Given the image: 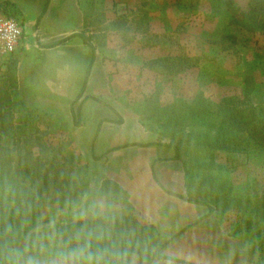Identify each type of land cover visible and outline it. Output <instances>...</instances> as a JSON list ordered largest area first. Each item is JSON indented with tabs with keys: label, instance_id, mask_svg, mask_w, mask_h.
<instances>
[{
	"label": "rangeland",
	"instance_id": "1",
	"mask_svg": "<svg viewBox=\"0 0 264 264\" xmlns=\"http://www.w3.org/2000/svg\"><path fill=\"white\" fill-rule=\"evenodd\" d=\"M83 2L88 18L82 32L99 50L101 61L115 67L110 71L117 75V96H124L121 100L157 139L171 142L169 134L174 133L173 141H180L189 164L213 150L215 160L229 166L237 202L217 214L229 236L223 257L225 264H257L256 246L248 244L239 229L248 226L243 220H254L253 208L264 188V138L251 141L236 160L211 146L213 125L223 114L235 128L239 109L251 106L255 121H264V30L249 31L236 21L250 11L251 0ZM0 13L18 16L4 0ZM19 58L0 54V92L27 109L13 112L15 134L6 135L0 126V144L12 150L13 173L18 155L22 170L33 172L26 185L39 200L41 213L30 224L32 241L24 248L31 254L24 264H150L160 244L156 231L130 214L125 192L105 176L102 164L84 155L66 123L34 107L18 84ZM199 95L216 111L206 124L168 125L165 135L159 123L151 121L157 117V105L180 107ZM192 189L189 197L203 198L197 184ZM204 199L211 200L215 212L220 209L212 197ZM10 205L0 196V210Z\"/></svg>",
	"mask_w": 264,
	"mask_h": 264
},
{
	"label": "crops",
	"instance_id": "2",
	"mask_svg": "<svg viewBox=\"0 0 264 264\" xmlns=\"http://www.w3.org/2000/svg\"><path fill=\"white\" fill-rule=\"evenodd\" d=\"M4 1L24 28L20 88L35 108L66 123L84 155L125 192L130 214L156 231L150 264H225L223 221L208 204L185 198L183 162L117 96L115 67L79 34L88 18L83 0Z\"/></svg>",
	"mask_w": 264,
	"mask_h": 264
},
{
	"label": "trees",
	"instance_id": "3",
	"mask_svg": "<svg viewBox=\"0 0 264 264\" xmlns=\"http://www.w3.org/2000/svg\"><path fill=\"white\" fill-rule=\"evenodd\" d=\"M155 5L152 4L151 8ZM236 21L239 25L249 31L264 30V0H251L249 12H243L242 16ZM85 42L89 43V38L79 33ZM90 44V43H89ZM10 70V68H9ZM12 78V77H11ZM248 100L249 93L245 95ZM14 100L8 94L0 92V126L6 135L15 134L13 132L12 117L13 112H26V106L23 102L14 105ZM155 119L151 116V121L156 120L161 127V132L169 134L166 130L168 125L179 126L187 121L191 124H206L210 115L216 113L210 102L202 96H197L193 101L183 102L180 107L177 103L166 105H157ZM159 107V108H158ZM183 109V111H181ZM248 110L243 114L242 111ZM182 113H181V112ZM222 115V113H221ZM214 135L211 146L213 149L223 150L236 160L238 152L246 151V148L253 140L264 138V121L254 118V109L251 106H244L239 109V126L237 124L234 130V124L228 114L222 115V120L213 125ZM17 128L15 127L14 130ZM247 132L245 136L243 132ZM175 157L179 158L184 165L185 180L188 190V200L195 202H204L210 206V211H215L211 200H205L204 197H212L219 202V208L216 212L220 214L233 208L237 199L232 195V185L229 177V166L227 163H220L215 160V153L212 150L209 157L194 160L189 164L183 157V149L180 141L174 142V133L169 134ZM8 146L0 144V196H5L11 203L10 206L0 210V264H24L31 254L24 245L32 241V232L30 224L40 216L39 200L33 198L28 186L32 178L30 169L22 170V158L18 155V169L13 173V155ZM40 167V165H39ZM37 171L40 174V169ZM21 169V171L19 170ZM39 169V170H38ZM35 172V173H36ZM38 175V174H36ZM115 185H117L114 182ZM198 185V191L202 199L189 197L193 193L192 185ZM241 201V199H240ZM254 210V220H243L247 227L239 229V234L243 233L248 244L256 246L257 264H264V188L261 192ZM66 226L62 228L64 230ZM250 234V235H248Z\"/></svg>",
	"mask_w": 264,
	"mask_h": 264
},
{
	"label": "built area",
	"instance_id": "4",
	"mask_svg": "<svg viewBox=\"0 0 264 264\" xmlns=\"http://www.w3.org/2000/svg\"><path fill=\"white\" fill-rule=\"evenodd\" d=\"M22 21L15 16L0 13V54L14 58L24 45Z\"/></svg>",
	"mask_w": 264,
	"mask_h": 264
},
{
	"label": "clouds",
	"instance_id": "5",
	"mask_svg": "<svg viewBox=\"0 0 264 264\" xmlns=\"http://www.w3.org/2000/svg\"><path fill=\"white\" fill-rule=\"evenodd\" d=\"M79 254H82V253H79ZM74 255H77V253H74Z\"/></svg>",
	"mask_w": 264,
	"mask_h": 264
}]
</instances>
